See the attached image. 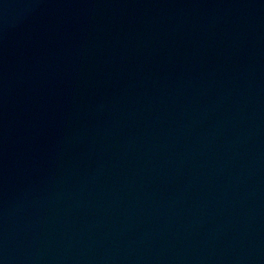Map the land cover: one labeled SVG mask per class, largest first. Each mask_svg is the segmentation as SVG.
I'll return each instance as SVG.
<instances>
[{"label": "water", "instance_id": "obj_1", "mask_svg": "<svg viewBox=\"0 0 264 264\" xmlns=\"http://www.w3.org/2000/svg\"><path fill=\"white\" fill-rule=\"evenodd\" d=\"M0 264H264V0H0Z\"/></svg>", "mask_w": 264, "mask_h": 264}]
</instances>
